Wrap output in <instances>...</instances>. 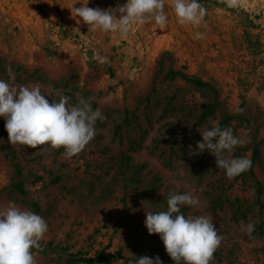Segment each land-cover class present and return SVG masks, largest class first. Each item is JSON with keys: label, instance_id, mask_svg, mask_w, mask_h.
<instances>
[{"label": "rangeland", "instance_id": "rangeland-1", "mask_svg": "<svg viewBox=\"0 0 264 264\" xmlns=\"http://www.w3.org/2000/svg\"><path fill=\"white\" fill-rule=\"evenodd\" d=\"M85 2L0 0V79L39 86L50 102L59 90L75 105L79 93L106 117L71 159L10 144L0 117V209L12 202L46 220L37 264H175L144 223L170 192L198 197L181 214L210 217L222 235L211 264H264V0H198L199 26L179 24L165 0L167 25L133 26L127 38L89 31L71 12ZM213 125L247 141L232 156L251 168L231 180L198 153L199 129Z\"/></svg>", "mask_w": 264, "mask_h": 264}, {"label": "clouds", "instance_id": "clouds-1", "mask_svg": "<svg viewBox=\"0 0 264 264\" xmlns=\"http://www.w3.org/2000/svg\"><path fill=\"white\" fill-rule=\"evenodd\" d=\"M227 3L233 7L238 0H227ZM87 4L88 0L71 12L74 18L82 19L89 31L114 33L127 38L133 26L154 22L163 27L168 23L165 0H127L122 6L108 9L90 8ZM170 6L181 25L199 26L206 14L198 0H171ZM196 38H200L199 33ZM99 59L104 63L107 58ZM7 71L11 77V66ZM55 94L59 101L50 102L39 86H14L0 79V117L5 119L4 127L10 144L39 148L41 153L46 150L45 146L54 150L63 148L66 159L85 149L95 136L97 120L106 117L99 109H92L91 98L85 99L77 93V103L73 105L71 96L59 90ZM199 131L202 142L197 143L198 153L207 149L214 155L216 167L225 170L229 180L251 168V160L246 155L232 156L234 149L244 146L247 141L234 135L231 127L221 129L213 125ZM181 205L198 206L199 198L191 192H170L166 211L146 212L144 223L149 235L160 236L166 253L175 264H211L215 251L221 245L222 235L210 217H185L180 212ZM47 231L48 224L43 217L9 202L0 209V264H37L33 249L43 250L40 241ZM242 231L251 236L255 224L242 225ZM137 264H162V261L159 256L154 260L141 256Z\"/></svg>", "mask_w": 264, "mask_h": 264}, {"label": "trees", "instance_id": "trees-1", "mask_svg": "<svg viewBox=\"0 0 264 264\" xmlns=\"http://www.w3.org/2000/svg\"><path fill=\"white\" fill-rule=\"evenodd\" d=\"M20 189V188H19ZM85 261V260H84Z\"/></svg>", "mask_w": 264, "mask_h": 264}]
</instances>
